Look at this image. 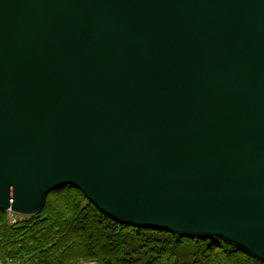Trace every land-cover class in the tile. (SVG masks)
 I'll list each match as a JSON object with an SVG mask.
<instances>
[{
  "label": "water",
  "instance_id": "95a60500",
  "mask_svg": "<svg viewBox=\"0 0 264 264\" xmlns=\"http://www.w3.org/2000/svg\"><path fill=\"white\" fill-rule=\"evenodd\" d=\"M66 186L264 263V0H0V211Z\"/></svg>",
  "mask_w": 264,
  "mask_h": 264
},
{
  "label": "trees",
  "instance_id": "16d2710c",
  "mask_svg": "<svg viewBox=\"0 0 264 264\" xmlns=\"http://www.w3.org/2000/svg\"><path fill=\"white\" fill-rule=\"evenodd\" d=\"M19 219L11 225L0 212V264H264L220 238L119 224L71 186L53 191L39 215Z\"/></svg>",
  "mask_w": 264,
  "mask_h": 264
},
{
  "label": "rangeland",
  "instance_id": "374dc122",
  "mask_svg": "<svg viewBox=\"0 0 264 264\" xmlns=\"http://www.w3.org/2000/svg\"><path fill=\"white\" fill-rule=\"evenodd\" d=\"M24 217H27V216H24ZM16 218H17V217H16ZM16 222H17V221L12 222V224H15ZM84 262L93 264V263H95L96 261H85V260H80V261L78 262V264H83Z\"/></svg>",
  "mask_w": 264,
  "mask_h": 264
},
{
  "label": "built area",
  "instance_id": "2783aa9c",
  "mask_svg": "<svg viewBox=\"0 0 264 264\" xmlns=\"http://www.w3.org/2000/svg\"><path fill=\"white\" fill-rule=\"evenodd\" d=\"M15 221H16V217L13 214H11L10 215V222L12 223V222H15ZM93 264H95V263H93Z\"/></svg>",
  "mask_w": 264,
  "mask_h": 264
},
{
  "label": "bare ground",
  "instance_id": "6f19581e",
  "mask_svg": "<svg viewBox=\"0 0 264 264\" xmlns=\"http://www.w3.org/2000/svg\"><path fill=\"white\" fill-rule=\"evenodd\" d=\"M51 193H52V192H51ZM51 193H50V194H51ZM50 194H49V195H50ZM49 195H48V197H49ZM83 195H84V194H83ZM84 196H85V195H84ZM48 197H47V199H48ZM46 204H47V200H46ZM46 204H45V207H46ZM44 209H45V208H44ZM43 211H44V210H43ZM0 212H2V211H0ZM16 215H18V214H16ZM107 217H108V216H107ZM18 219H19V218H18ZM110 219H111V218H110ZM19 220H20V219H19Z\"/></svg>",
  "mask_w": 264,
  "mask_h": 264
}]
</instances>
